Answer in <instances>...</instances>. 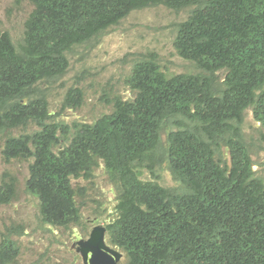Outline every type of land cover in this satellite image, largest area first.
I'll return each instance as SVG.
<instances>
[{
    "label": "trees",
    "instance_id": "trees-1",
    "mask_svg": "<svg viewBox=\"0 0 264 264\" xmlns=\"http://www.w3.org/2000/svg\"><path fill=\"white\" fill-rule=\"evenodd\" d=\"M29 2L19 42L0 30V136L5 162H27L24 190L40 221L79 224L84 193L72 180L90 181L102 164L115 192L105 236L123 252L121 264H264V183L241 130L246 109L264 128V0ZM159 5L187 10L172 46L199 71L168 74L150 52L127 75L131 98L114 96L93 121L54 118L41 85L66 73L72 49ZM83 100L72 87L60 108ZM162 165L182 189L160 184ZM16 195V178L3 174L0 204ZM18 249L4 235L0 264Z\"/></svg>",
    "mask_w": 264,
    "mask_h": 264
},
{
    "label": "rangeland",
    "instance_id": "rangeland-1",
    "mask_svg": "<svg viewBox=\"0 0 264 264\" xmlns=\"http://www.w3.org/2000/svg\"><path fill=\"white\" fill-rule=\"evenodd\" d=\"M31 10L29 0H0V30L7 31L14 42H19L23 22ZM186 16L187 10L174 11L162 5L133 10L99 37L74 47L68 54L66 73L41 85L54 118L66 124L93 121L102 113L110 112L114 96L131 98L133 93L126 85L127 75L134 61L150 52L155 53L168 74L198 72L195 64L180 58L172 46L175 23ZM72 87L82 90L83 103L79 108L62 110L61 103ZM26 129L10 133L31 132L34 126ZM241 130L253 162L254 176L264 183V128L254 120L250 109L244 111ZM4 138L0 136V181L3 174L17 180L16 198L9 204H0V239L10 236L19 248L17 257L9 264H83L76 249L77 241L87 239L93 226H104L114 217L115 192L103 165L95 169L90 181L72 180L73 186L83 188L84 193L79 204V224L53 228L40 221L36 199L24 190L27 162L2 159ZM226 153L222 150L220 157L228 161ZM144 177L148 178V174ZM159 181L165 187L182 189L164 165ZM106 243L109 244L107 240ZM121 259L119 264L123 257Z\"/></svg>",
    "mask_w": 264,
    "mask_h": 264
},
{
    "label": "water",
    "instance_id": "water-1",
    "mask_svg": "<svg viewBox=\"0 0 264 264\" xmlns=\"http://www.w3.org/2000/svg\"><path fill=\"white\" fill-rule=\"evenodd\" d=\"M105 227L95 225L87 239L77 241L84 264H117L122 254L105 243Z\"/></svg>",
    "mask_w": 264,
    "mask_h": 264
},
{
    "label": "clouds",
    "instance_id": "clouds-1",
    "mask_svg": "<svg viewBox=\"0 0 264 264\" xmlns=\"http://www.w3.org/2000/svg\"><path fill=\"white\" fill-rule=\"evenodd\" d=\"M25 19H26V18H25ZM24 21H25V20H24ZM17 129H20V128H17ZM12 130H15V129H10V130H8V131H12ZM22 130H23V129H22ZM21 133H24V132L17 133L16 135H19V134H21ZM10 134H11V135H14V134H12V133H10ZM16 135H15V136H16ZM1 156H2V155H1ZM11 161H13V160H11ZM72 226H73V225H72ZM93 227H94V226H93ZM93 227H92V228H93ZM90 231H91V230H90ZM89 234H90V232H89ZM88 237H89V236H88ZM104 237H105V243H106V236H104ZM0 240H1V239H0ZM106 244H107V243H106ZM107 245H109V244H107ZM77 246H78V245H77ZM77 246H76V248H77ZM109 246H110V245H109ZM111 246H112V245H111ZM111 246H110V247H111ZM112 248H114V247H112ZM114 249L118 250V251L122 254L121 258L124 257V256H123V252H121V251H120L119 249H117V248H114ZM79 254H80V252H79ZM80 256H81V254H80ZM81 258H82V256H81ZM121 258H120V260H122ZM120 260H119V261H120ZM119 261L117 262V264H119ZM82 263H83V260H82ZM83 264H84V263H83Z\"/></svg>",
    "mask_w": 264,
    "mask_h": 264
}]
</instances>
